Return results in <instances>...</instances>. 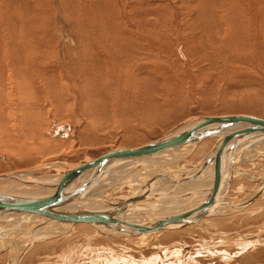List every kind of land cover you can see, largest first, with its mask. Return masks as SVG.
<instances>
[{"label":"rangeland","instance_id":"374dc122","mask_svg":"<svg viewBox=\"0 0 264 264\" xmlns=\"http://www.w3.org/2000/svg\"><path fill=\"white\" fill-rule=\"evenodd\" d=\"M227 114L264 118V0H0L1 174L41 165L30 174L50 179L186 119ZM206 138L167 149L113 185L99 181L68 206L121 202L145 188L141 200L163 214L155 220L181 215L202 199L211 170L183 190L171 183L218 137ZM246 141L221 192L227 207L184 228L125 236L87 223L31 236L38 216L8 215L0 264H264V140Z\"/></svg>","mask_w":264,"mask_h":264},{"label":"bare ground","instance_id":"6f19581e","mask_svg":"<svg viewBox=\"0 0 264 264\" xmlns=\"http://www.w3.org/2000/svg\"><path fill=\"white\" fill-rule=\"evenodd\" d=\"M15 101V100H14ZM237 116V115H244V116H251L253 120H249L248 118H242L241 123H236L235 120H232V125L229 126L227 129L224 128L226 125L222 123H214L212 120L208 119V116L211 115H200L196 117H192L189 119H186L182 121L180 124L176 125L169 131H167L162 136L158 137L157 139L153 140H159L160 138L166 137V136H173L176 139L180 140L179 142H172L173 140L169 138V140L172 142L169 144L166 148L163 150H160L159 152L148 156V157H131V158H123L118 160H113L112 163H105L97 166L94 170H90L88 173L82 174L81 177L77 178V180L73 181L69 186L66 187L65 192H73L76 191L88 178L89 184L86 188H83L80 190L79 193L74 196H72L69 200L62 202L61 205H54L50 207L51 210L54 211H66V212H100L101 215H103L105 218H107L108 222L109 220L117 224H121L123 226H110V225H104L100 223H90L87 221H59L54 220L53 218L48 217L45 213H38L34 210L29 211H9V212H1L0 211V219L8 216V215H16V214H25L29 216H38L39 220H37V225L28 231L31 235L35 230L40 229L46 226H51L53 224H60L62 228H58L57 230H65L66 228H70L71 226L75 224H84L87 223L93 227H95L100 233L104 235H110V236H125L130 235L132 233H139L144 231H162V230H176L180 228H184L187 225L196 222L200 220L205 214H208L210 211H212L214 208H219V205H225L224 202H221V192L224 187L228 186L229 181L233 179V177L236 175L234 173L235 169V152L238 153L239 147L243 144L244 141H249V138H256L258 137L261 140H264V125L261 123H256V120H264V118L255 116V115H248V114H227V115H214L212 117H222V116ZM241 119V118H240ZM202 126L201 128H196L194 130V126ZM196 124V125H195ZM212 127L219 128L220 133L219 134H207L205 129H209ZM245 130V131H244ZM191 136H188L186 133H191ZM199 133V134H197ZM217 136V141L213 144V146L208 150L204 156L199 159L196 163L193 164V166L184 174L183 178L180 179L178 183H171L174 185H181L180 188L182 189L185 186V183L191 179L193 176H195L198 172L199 174H202L205 171V167L209 166V176L211 177L209 180L204 178V180L207 181L206 188L204 189V195L202 199L197 201L193 204H195L192 208H190L188 211L183 212L181 215L175 216L174 218H171V216L159 218L158 220H155L157 217H161V214L157 215V211L159 210L153 209L155 208L153 206L154 202H149L141 200V195L145 191V188H142L139 190V194L137 196H133L132 198L125 199L124 201H129V204L126 206H118V203L124 202H112L108 200H103L102 202L99 201V199L92 198L94 196H87L84 200H87L88 203L91 202L93 199L95 201H92L94 205L88 206L91 208L82 207L81 204L84 202H81L77 208H71L68 206V203L71 201H74L82 196L83 193L89 194L90 190L97 186L99 181L102 180H110V178H113V180H110V184H114L117 182V177L121 176L123 177L125 174L126 177L129 178L134 170L138 169L142 162L153 158L154 156L166 151L167 149H170L172 147H181L186 146L188 144L194 145V143L201 144L206 137H215ZM167 138V139H168ZM204 138V139H203ZM246 139V140H245ZM203 140V141H202ZM244 140V141H243ZM246 141V142H247ZM152 142V141H151ZM151 142H148L146 144H143L141 146L135 147V148H128V149H134L137 150L138 148L145 146ZM251 142V140H250ZM170 143V142H169ZM242 143V144H241ZM245 143V142H244ZM198 144V146H199ZM251 144V143H250ZM189 145V146H190ZM242 147V146H241ZM123 148V147H121ZM189 148V147H188ZM117 149V148H115ZM113 150V149H112ZM139 150V149H138ZM111 151V150H110ZM101 156V155H100ZM175 156V155H174ZM99 157V156H98ZM235 157V158H234ZM97 158V157H96ZM95 159V158H94ZM93 160V159H92ZM91 161V160H89ZM220 166L219 174H215L214 169V162H216ZM88 163V162H87ZM135 165V166H134ZM56 166L55 164L52 165V167ZM134 166V167H133ZM46 167V165H43V168ZM42 166H36L28 171L19 172V173H7V174H1L0 173V197L6 196H16L22 199L27 200H33L38 199L41 196L48 195L53 192L55 185L60 182L61 180V173H57L56 175L51 177L50 179L46 178H34L30 173L41 169ZM71 169V168H70ZM67 169V170H70ZM204 169V171L202 170ZM115 170V171H113ZM117 170V171H116ZM207 170V168H206ZM113 171V172H112ZM137 172V171H135ZM207 173V171H205ZM204 174V173H203ZM125 177V178H126ZM120 178V177H119ZM118 178V179H119ZM126 178V179H127ZM216 178V184L213 183L214 179ZM116 179V182H115ZM201 179V178H200ZM120 180V179H119ZM124 180V179H123ZM202 180V179H201ZM177 180L173 179V182ZM203 181V180H202ZM108 182V181H107ZM100 183V182H99ZM124 183V182H123ZM108 186V185H107ZM177 186V187H178ZM93 187V188H92ZM151 189V188H148ZM177 192L179 189H176ZM183 190V189H182ZM165 191V190H164ZM163 191V194L165 193ZM180 191V190H179ZM261 189L257 190L254 194H252L251 197H255V195L259 194ZM200 193V191H198ZM197 194V193H196ZM85 195V196H86ZM195 196V195H194ZM164 197V195H163ZM162 197V198H163ZM92 198V199H91ZM158 198V197H157ZM205 198V199H204ZM176 200V197H174ZM204 199V200H203ZM203 200V201H202ZM99 201V202H98ZM162 210H168L171 211L172 207L170 204L171 199H165L162 200L161 203ZM202 201V202H201ZM249 201V200H248ZM245 203V202H244ZM1 204H5L4 202H1ZM87 204V202L85 203ZM199 204V205H198ZM159 205V204H158ZM243 206V205H242ZM232 208H239V206H229ZM161 210V211H162ZM156 213H155V212ZM154 212V214H152ZM165 212V211H163ZM167 214V212H165ZM152 215V216H151ZM163 215V214H162ZM27 217V216H25ZM170 217V218H169ZM20 218V216H19ZM178 220H183V222H177ZM17 222V221H16ZM36 223V222H34ZM141 226V228L137 227ZM59 227V226H58ZM41 231H44L42 230ZM162 229V230H159ZM52 230V229H50ZM48 230V231H50ZM40 232V230H38ZM51 232V231H50ZM48 233V232H47ZM40 234V233H39ZM34 235V240H32V243L35 240H38ZM45 235V234H43ZM32 236V235H31ZM39 236V235H38ZM37 236V237H38ZM41 236V235H40ZM29 237V235H28ZM43 237V236H41ZM31 239V238H30ZM33 239V238H32ZM29 241V240H28ZM31 241V240H30ZM32 243L27 242V245L21 252V256L25 254V252L31 247ZM27 253V252H26ZM20 256V257H21ZM17 258V257H16ZM15 260V259H14ZM14 262V261H12ZM18 262V260H17ZM17 262L15 264H17ZM14 264V263H13Z\"/></svg>","mask_w":264,"mask_h":264},{"label":"water","instance_id":"95a60500","mask_svg":"<svg viewBox=\"0 0 264 264\" xmlns=\"http://www.w3.org/2000/svg\"><path fill=\"white\" fill-rule=\"evenodd\" d=\"M241 118V119H240ZM242 118H248L249 120H253L251 116H244V115H237V116H222V117H212L208 116L209 120H212L214 123H222L226 125L224 126L225 129H227L229 126L232 125V120H235L236 123H241ZM256 123H261L264 125V120H256ZM197 124V123H196ZM195 124V125H196ZM202 126H194V130L196 128H201ZM207 134H219V128L217 127H212L209 129H205ZM245 131V130H244ZM188 136L192 135L191 133H186ZM199 134V133H197ZM170 137L174 142H179L180 140L176 139L175 137L171 136H166L163 138H160L159 140L152 141L151 143L142 146L138 148L137 150L134 149H128V148H117L113 149L107 153H104L103 155L89 161L88 163L77 167L73 168L70 170H64L61 173V180L58 182L52 193L41 196L38 199H33V200H27V199H22L16 196H6L4 195L3 197H0V211L1 212H9V211H36L38 213H45L48 215V217L53 218L54 220H59V221H87L90 223H100L104 225H112V226H123L121 224H117L110 221L108 222L107 218H105L103 215H101L100 212H66V211H54L51 210L50 207L54 205H61L62 202H65L69 200L74 194L76 195L77 193L80 192L83 188H86L89 184V179L87 178L86 181L76 190L73 192H65V189L67 186H69L73 181L77 180V178L81 177L82 174L88 173L90 170H94L97 166L105 163H112L113 160H118V159H123V158H131V157H148L151 156L160 150H163L166 148L169 144L172 142L169 140ZM168 138V139H167ZM170 142V143H169ZM214 166V173L219 174L220 171V166L216 162L213 164ZM218 180V179H217ZM216 178L214 179L213 183L216 184ZM1 202H4L5 204H1ZM129 204V201H124L121 203H118V206H126ZM177 222H183V220H178ZM141 228V226H137Z\"/></svg>","mask_w":264,"mask_h":264}]
</instances>
